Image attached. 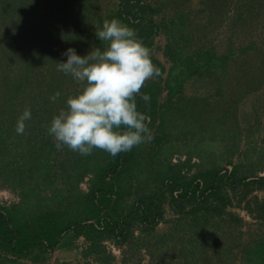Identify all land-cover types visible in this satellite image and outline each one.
Returning a JSON list of instances; mask_svg holds the SVG:
<instances>
[{
  "label": "trees",
  "instance_id": "1",
  "mask_svg": "<svg viewBox=\"0 0 264 264\" xmlns=\"http://www.w3.org/2000/svg\"><path fill=\"white\" fill-rule=\"evenodd\" d=\"M96 2L0 0V176L24 196L29 184L51 190L29 218L0 203V264H20L22 257L44 262L69 233L85 238L84 257L99 264L116 260L106 240L126 246L124 264H143L130 262L143 249L147 264H264V197L257 193H264V0H198L195 6H187L191 0L156 6L119 0L107 17L134 29L148 49L158 32L167 36L169 68L152 56L160 75L141 88L151 99L136 96L149 129L182 126L186 131L179 134L195 148L200 141H227V162L242 160L231 169L213 162L210 150L175 164L142 143L115 157L98 148L86 156L66 146L58 150L46 125L72 94L71 78L57 63L67 59L68 48L85 55L92 41L103 46L91 40L86 25ZM171 4L177 6L172 18L155 22L153 13ZM188 87L193 93L186 96ZM26 108L31 119L17 134ZM192 158L201 168L190 173ZM90 174L88 191H82L79 184ZM57 178L74 190L55 191Z\"/></svg>",
  "mask_w": 264,
  "mask_h": 264
},
{
  "label": "clouds",
  "instance_id": "2",
  "mask_svg": "<svg viewBox=\"0 0 264 264\" xmlns=\"http://www.w3.org/2000/svg\"><path fill=\"white\" fill-rule=\"evenodd\" d=\"M95 35L102 47L85 55L68 48L67 59L57 63L58 71L82 87L66 98V108L53 116L46 130L57 148L66 146L85 156L98 148L115 157L152 138L148 117L138 110L136 96L150 101L141 88L160 70L135 30L119 19L105 20ZM60 95L57 91L50 100ZM31 116V109L26 108L17 120V134L25 133V121Z\"/></svg>",
  "mask_w": 264,
  "mask_h": 264
},
{
  "label": "rangeland",
  "instance_id": "3",
  "mask_svg": "<svg viewBox=\"0 0 264 264\" xmlns=\"http://www.w3.org/2000/svg\"><path fill=\"white\" fill-rule=\"evenodd\" d=\"M159 1L165 0H151L153 5ZM119 0H97L96 5L92 7L91 13V21L86 25L89 27L90 37L91 40H95V32L98 30V26H102L103 22L107 20V17L113 9L117 6ZM198 0H191V3L187 6H195ZM175 4H171L168 9H159L153 13L154 21L155 22H163V20L169 21L172 16L177 11ZM85 25V27H86ZM167 42V36L164 31L158 32L154 37L153 46L149 49L151 53V57H155L156 59L163 62L167 68H169L170 63L167 61L164 55V46ZM92 44L88 49L87 53L90 52L95 46ZM70 79V92L71 94H75L76 91L82 87L81 84H77V82L69 75ZM47 79H50V75H48ZM193 93L192 88L188 87L185 89V95H191ZM167 97L166 91H164L161 100H165ZM163 102V101H162ZM171 109V108H170ZM172 118H175L172 116ZM151 131V139L146 140L142 143L144 148H148L146 150L150 151L152 148L153 154L157 156L159 154V160H163L166 157H171V164H175L180 161H184L188 159L190 153H206L207 150H210L214 153L213 158L215 159L213 162H216L218 166H222L223 168L231 169L234 164H240L242 161L239 156L233 157V164H229L226 159V147L227 141H220L215 142L211 146H208L206 142L200 141L201 145L198 148L189 146L187 144L188 141L185 140V135L179 134L181 132L186 131L184 127H172L169 123L166 126L162 127H153L150 129ZM191 136V135H190ZM189 137V135H188ZM251 142H257L256 136L251 134ZM190 141V138H188ZM61 148H58L60 150ZM258 150L259 147L257 148ZM95 150V149H94ZM93 150V153H94ZM257 151H252V156L256 155ZM162 155V156H161ZM251 155V154H250ZM155 160V158H153ZM167 161V159H165ZM169 162V160L167 161ZM192 162L196 163V166L192 168L190 173L196 172L199 168H201L200 160L197 158H192ZM210 163V160H209ZM209 163L206 162L208 165ZM154 168L159 167L158 164H153ZM153 168V169H154ZM245 169V168H243ZM260 174L264 175V170ZM64 178V177H63ZM92 175H87L83 181L80 182L79 187L82 191H88L90 179ZM53 188L55 191H58L60 188H69L73 189V185L65 183L61 180V178L56 179V183L54 184ZM28 192V195H23V189L19 186H12L9 183L4 181V176H0V203L4 204L5 206L13 208H21V212H19V216L22 219L29 218L34 215L39 207L42 206L43 202L45 201L42 197L46 196L51 193V190H43L41 187H35L34 184H29L24 187ZM37 189V190H36ZM260 197H264L263 192H257ZM238 211L242 216H244L246 222L252 221V218L247 215L246 211L239 209L236 207L235 209ZM169 214V213H167ZM30 224H33L30 222ZM165 225H161L159 230H163ZM34 228V227H33ZM30 227V229H33ZM63 243L61 247L55 249L54 251L48 252L45 254L46 260L44 262H40L34 259V257H22L20 258V264H99L91 257L87 259L83 255V250L86 246V240L83 236L76 237L73 233L66 234L63 238ZM105 244L109 251H111L115 256L116 260L113 264H124L122 262L123 253L122 250L126 248L125 245L118 246L111 240H106ZM141 260L143 264H147L149 262V255L143 249L142 252L137 253L133 256V260L130 262ZM235 264H242L241 260H236Z\"/></svg>",
  "mask_w": 264,
  "mask_h": 264
},
{
  "label": "crops",
  "instance_id": "4",
  "mask_svg": "<svg viewBox=\"0 0 264 264\" xmlns=\"http://www.w3.org/2000/svg\"><path fill=\"white\" fill-rule=\"evenodd\" d=\"M20 260V259H19ZM20 263V262H19Z\"/></svg>",
  "mask_w": 264,
  "mask_h": 264
}]
</instances>
